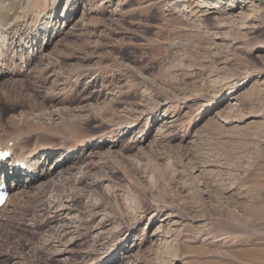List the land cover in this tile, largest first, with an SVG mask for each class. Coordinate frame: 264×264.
<instances>
[{"label":"rangeland","instance_id":"1","mask_svg":"<svg viewBox=\"0 0 264 264\" xmlns=\"http://www.w3.org/2000/svg\"><path fill=\"white\" fill-rule=\"evenodd\" d=\"M2 43L0 264H264V0H0Z\"/></svg>","mask_w":264,"mask_h":264},{"label":"bare ground","instance_id":"2","mask_svg":"<svg viewBox=\"0 0 264 264\" xmlns=\"http://www.w3.org/2000/svg\"><path fill=\"white\" fill-rule=\"evenodd\" d=\"M51 16L53 15V14H50ZM55 17V16H54ZM54 32V31H53ZM39 34V33H38ZM3 36H5L6 37V34H3ZM3 44H5V43H2V44H0V46L1 45H3ZM7 45V44H6ZM9 48H10V46H9ZM8 49V48H7ZM0 51H1V53H2V50H1V47H0ZM13 52V51H12ZM4 59L5 57H3V54H1V56H0V59ZM7 80V79H6ZM18 132V131H17ZM16 132V133H17ZM6 133H7V131H6ZM19 133V132H18ZM26 134V133H25ZM8 138H6V139H4V140H2L1 142H0V144H3V145H8L12 140H13V146H12V148L14 149V152H13V155H14V157H17V158H20V159H23V160H25L27 163H28V165H27V168L26 169H24V170H22V169H16V163H15V161L14 162H12V164H11V167H10V169L12 170V169H15L14 171H15V176L13 175V176H11L13 173H12V171L9 173V175H5V178H6V180H8L9 178H7L8 176H10L11 178H13L12 179V181H13V183H15V184H17L18 186H21L22 187V185L24 186L26 183L28 184L29 182H31V181H33L34 179H38V178H40L41 176L39 175V165H38V161L37 160H35V158L34 157H32L31 155H32V153H34V155L36 156V153L35 152H37V155H38V153H39V151L41 150L40 148V150L38 149V151H36V146L38 145V143L36 144H29L28 143V141H26L25 139H23V138H21L20 137V139H17V138H12V137H10V136H7ZM17 137H19V136H17ZM19 141H21V143L20 144H18V142ZM41 145V144H40ZM39 145V146H40ZM49 147L48 148H50V149H48V152L46 153V154H48V155H50L51 154V152L53 151V145H48ZM46 150V149H45ZM71 153H73V151H71ZM33 155V156H34ZM38 157V156H37ZM3 164H1L0 165V173L3 171L2 169H3ZM4 175V174H3ZM33 175V176H32ZM2 180H5L4 179V177H2L1 176V180L0 181H2ZM5 180V181H6ZM25 187V186H24ZM10 188H12V186L10 187ZM26 188H24V190H25ZM23 192H26L27 193V190L26 191H23ZM25 194V193H24ZM30 195V194H29ZM10 196V195H9ZM14 198V197H13ZM11 199V198H10ZM12 202V201H11Z\"/></svg>","mask_w":264,"mask_h":264}]
</instances>
